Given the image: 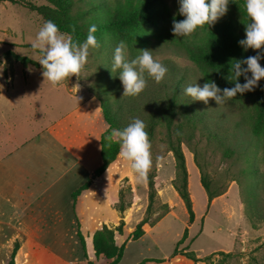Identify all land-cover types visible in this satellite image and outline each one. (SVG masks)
<instances>
[{
    "label": "rangeland",
    "instance_id": "rangeland-1",
    "mask_svg": "<svg viewBox=\"0 0 264 264\" xmlns=\"http://www.w3.org/2000/svg\"><path fill=\"white\" fill-rule=\"evenodd\" d=\"M74 1L76 8H83L88 5L87 2L93 0ZM165 2L170 13L177 16L178 0H165ZM43 5H48V3L44 0H0V94L10 95L12 102L17 103L19 125L22 124L26 129L28 128V125L24 124L26 118L37 119L35 127L44 129L70 110L78 107L85 98L94 100L91 89L97 82L99 73L104 70L102 61L104 53L90 48L87 63L79 77L72 76L56 86L47 81L44 82L43 69L38 63L40 53L31 47L37 32L45 22L42 15L33 8ZM227 13L241 15L245 11L242 4L236 0H229ZM178 16V20L184 19L183 16ZM143 32L174 36L172 24L166 20L144 26ZM174 37L194 47L204 46L210 38V31L204 25L197 28L190 36ZM11 53L37 62L40 68L22 65L14 59ZM156 59L174 62L179 70L184 71L191 84L198 83L203 86L196 66L181 54L172 51V48ZM212 101L210 99L209 103L217 113L216 103ZM94 102L92 101L100 107L98 100ZM89 104L92 106L91 103ZM219 108L222 109L223 104H220ZM230 112H235L234 107L225 106L218 113L228 119L226 121L229 125L228 144L234 152L233 156L224 155L222 150L214 145L205 146V140L201 142L197 137L182 146L188 172V187L195 214L192 226L188 222L184 204L173 188L175 161L172 153L167 152L164 126L157 128L151 141L153 164L150 172L154 175L156 192L151 212L146 211L148 203L146 183L137 182L128 163L119 154L116 160L109 165L110 167L108 166L109 169L107 167L108 171L106 169L99 176L95 174L97 169L93 172L92 175L95 174L96 178L89 179L88 189L91 194L87 201L88 205L92 204L95 208L103 206L106 210L115 209L119 204L121 194L122 203L128 208L119 214V223L123 218L126 221L132 218L137 223L144 219L147 220V224L143 227L148 228V225L154 223L158 217H162L161 223L152 231L150 230L146 238L128 244L119 264H136L143 260L170 255L175 248L174 240L178 236L180 240L186 228L189 229L188 238L177 247V254H184V249L188 248L190 249L188 253L198 255L197 259L200 261L197 262L204 264H264V211L259 214L247 212L243 203L244 186L238 181H232L239 171L248 167L244 154L249 151L252 136L245 127L234 125L238 118L228 117L235 115ZM105 129L104 123L103 131ZM193 149H198L199 161L217 189L225 191L210 204L200 184V172L194 161ZM260 171L264 172V165L260 166ZM98 181L104 189L95 194L97 189H94V184ZM92 222L99 226V230L105 226L102 225L104 221L99 216L94 217ZM125 224L124 221V227ZM115 228L111 230L115 231ZM16 245L20 247V238L13 241L11 232L8 229H1L0 264H8ZM49 247L56 252L59 251L57 247Z\"/></svg>",
    "mask_w": 264,
    "mask_h": 264
},
{
    "label": "trees",
    "instance_id": "trees-1",
    "mask_svg": "<svg viewBox=\"0 0 264 264\" xmlns=\"http://www.w3.org/2000/svg\"><path fill=\"white\" fill-rule=\"evenodd\" d=\"M48 5L33 8L44 18L51 20L62 33L70 35L74 41L83 42L86 39L88 29L96 25L94 33L99 48L97 52H103L104 70L98 75L97 82L92 86L91 95L99 101L101 114L106 125L105 131L100 137L101 166L95 174L99 176L112 164L119 154V144L108 139L113 129L126 127L134 118L141 119L146 124L145 131L150 142L153 140L157 128L164 126L167 152L172 153L175 161V178L173 188L184 204L189 224L195 219L193 202L188 187V172L186 160L182 150L185 143H190L194 138L201 142L205 140V146L214 145L221 149L223 154L230 157L234 155L229 140V125L226 116L221 113L225 106L234 107L235 114L228 117L238 118L236 127H245L252 136L249 151L244 154L248 163L247 169L238 172L235 179L243 184L244 205L246 211L255 214L264 211V172L260 166L264 165V78L258 82L253 91L237 94L235 98L226 101L223 108L216 103V110L211 104L202 101H193L191 97L183 94V88L190 84L184 71L170 60H160L168 71L160 83H156L148 77L147 87L137 96L123 97V85L119 80L118 71L112 72L114 49L120 41L127 45V57L135 58L139 49H150L153 57L158 58L172 48V51L181 54L199 70L202 84L208 81L223 88H231L234 83V74L231 64L235 59H243L256 55V51H245L239 41L245 38V25L248 22L246 14L231 15L226 13L214 25L208 26L210 38L204 46H192L172 35L144 33V26L154 25L157 21L166 20L172 24L173 18L179 19V14L170 13L165 0H93L87 2V6L76 8L74 0H44ZM244 7V0H236ZM264 51V50H262ZM16 61L22 65H32L40 68V65L27 57L12 54ZM264 67V59L259 61ZM246 67V66H245ZM251 74L249 73V76ZM244 83V77L239 78ZM212 101V102H213ZM194 161L200 172V184L207 194L208 204L220 197L225 191L217 189L204 166L199 161L198 149H193ZM88 183L72 194L73 207L76 198L82 191L88 189ZM147 188V212H151L155 202L154 175L149 172L145 181ZM120 194L119 204L115 208L119 214L125 212L126 206L122 203ZM249 214V213H248ZM249 214V215H250ZM162 217L150 224L153 226ZM147 220H140L131 233V240L136 241L143 236V226ZM124 221L121 219L115 231L103 226L94 233L92 246L96 256H102L109 260L108 264H119L123 257L124 247L115 244V237L123 234ZM188 229L184 230L177 247L187 238ZM81 248L85 254V242L80 233L77 234ZM19 249L16 245L8 264H15V256ZM185 250H188L186 248ZM187 258L197 262L193 254H183ZM147 260L141 262L144 264ZM91 264V263H89Z\"/></svg>",
    "mask_w": 264,
    "mask_h": 264
},
{
    "label": "crops",
    "instance_id": "crops-1",
    "mask_svg": "<svg viewBox=\"0 0 264 264\" xmlns=\"http://www.w3.org/2000/svg\"><path fill=\"white\" fill-rule=\"evenodd\" d=\"M92 101L97 100L85 98L44 129L35 127L37 119L26 118V129L19 125L17 103L12 102L10 95L0 94V230L8 229L13 241L20 238L15 264L110 262L95 255L92 238L100 228L92 220L99 216L104 221L102 225L114 229L120 220L119 213L114 208L88 205L89 189L81 192L74 207L72 203V194L86 185L101 166L99 142L104 120L100 107ZM94 187L95 194L104 189L99 181ZM123 220V234L115 237V244H124L125 251L130 242H135L130 236L137 221ZM161 221L143 227L144 234L136 241L146 238ZM78 233L85 242V254ZM174 241L175 250L179 236ZM174 250L144 264H204L180 253L174 255Z\"/></svg>",
    "mask_w": 264,
    "mask_h": 264
},
{
    "label": "clouds",
    "instance_id": "clouds-1",
    "mask_svg": "<svg viewBox=\"0 0 264 264\" xmlns=\"http://www.w3.org/2000/svg\"><path fill=\"white\" fill-rule=\"evenodd\" d=\"M178 5V14L184 19L173 18L172 33L176 37H186L197 28L214 25L225 16L229 0H178ZM244 11L248 22L244 23L245 38L238 43L245 51L252 49L257 54L234 60L235 63L230 66L235 77L230 80L234 83L231 88L221 89L215 81L205 82L203 86L198 83L187 84L183 94L193 101L207 104L212 99L220 105L235 98L237 94L253 91L264 78V67L259 63L264 59V0H244ZM97 30L96 25L90 26L86 39L79 42L62 33L53 21H45L31 43L32 49L40 53L38 63L43 69L44 82L56 86L72 76L79 77L87 63L89 49L100 46L94 35ZM126 50V43L120 41L114 49L111 68L112 72L118 71L123 85V97L137 96L147 87L145 73L156 83L163 80L168 69L153 57L152 50L139 49V54L132 59L127 57ZM241 76L244 77V83L239 82ZM145 129L146 124L134 118L126 127L113 129L108 137L110 141L119 144V155L128 163L138 183L146 181L153 164L152 145Z\"/></svg>",
    "mask_w": 264,
    "mask_h": 264
},
{
    "label": "water",
    "instance_id": "water-1",
    "mask_svg": "<svg viewBox=\"0 0 264 264\" xmlns=\"http://www.w3.org/2000/svg\"><path fill=\"white\" fill-rule=\"evenodd\" d=\"M94 178H96V175L95 174L91 176V179H94Z\"/></svg>",
    "mask_w": 264,
    "mask_h": 264
}]
</instances>
